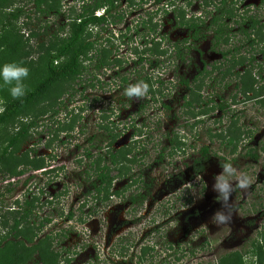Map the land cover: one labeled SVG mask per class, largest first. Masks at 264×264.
I'll use <instances>...</instances> for the list:
<instances>
[{
    "label": "rangeland",
    "instance_id": "obj_1",
    "mask_svg": "<svg viewBox=\"0 0 264 264\" xmlns=\"http://www.w3.org/2000/svg\"><path fill=\"white\" fill-rule=\"evenodd\" d=\"M81 1L90 0H45L41 9H53L42 14L35 10L34 0H0V69L9 63L28 68L25 92L46 75L43 51L35 42H47L51 35L66 32ZM191 1L187 7L182 0H117L118 6L109 12L100 34L102 41L107 40L109 60L117 54L123 61L117 74L108 67L95 75L85 74L72 84L58 83L48 95L0 125L1 152L19 121H36L16 155L9 152L6 168L11 167L13 157L42 163L39 170L18 166L13 175L20 169L23 174L9 179L0 166V264H43L29 243L13 238L10 231L11 210L24 201L31 203L32 212L25 219L27 224H21L22 230L33 231L34 243L42 239L39 246L56 254V264H137L138 249L147 245L154 248L139 264H211L234 251L239 253L241 264H255L252 244L258 242L264 227V153L254 162L241 153L243 145L259 148L264 142V106L239 96L232 104V84L225 88L207 84L201 91L207 100L203 109L189 110L192 116L187 112L177 77H190L201 60L212 63L218 58L206 43L199 44L200 55L189 51L180 62L165 51L169 41L184 38L173 24V7L183 6L188 15L198 11L197 2ZM245 2L264 5V0ZM98 30L90 27V37ZM154 48L159 51L153 52ZM140 82L148 85L150 93L147 90L146 95L131 98L125 95L130 85ZM157 89H163L162 94L153 96ZM12 100L10 86L0 79V109ZM51 108L56 109L55 115ZM229 117L250 131V139L243 138L238 145L241 152L229 164L236 170V175L228 176L234 191L231 208L223 211L231 213V222L217 226L210 218L221 210L216 197L222 193L214 189V177L224 171L220 161H204L202 173L188 181L190 172L180 166V155L170 158L167 153L172 137L186 148L208 144L206 133L223 127ZM61 124L73 128L65 132L59 128ZM100 126L118 135L117 145L137 139L146 151V163L152 162L146 175L151 179L149 193L135 211L134 206L116 197L94 205L85 200L88 186H78L75 160L86 150L87 140L99 136ZM217 144L211 142L212 151L226 155V151L217 150ZM241 177L249 181L245 190L237 187ZM118 185L115 182L113 188ZM176 250L179 260L174 261L170 255ZM191 251L192 255L188 254Z\"/></svg>",
    "mask_w": 264,
    "mask_h": 264
},
{
    "label": "trees",
    "instance_id": "obj_2",
    "mask_svg": "<svg viewBox=\"0 0 264 264\" xmlns=\"http://www.w3.org/2000/svg\"><path fill=\"white\" fill-rule=\"evenodd\" d=\"M154 1L158 2L159 0ZM182 1L187 7L192 2L191 0ZM195 1L198 4L197 13L191 12L187 15L183 6L173 7V13H175L173 24L182 30L184 38L169 41L165 51H170L172 58L180 62L184 60L185 56L188 57L189 51L200 55L199 44L206 43L207 49L217 54L218 58L212 63H205L201 60L200 67L195 68L190 77L183 74L177 77V84L182 88L183 105L187 112H192L189 110L193 109L201 110L204 106L207 100L202 96L201 91L207 84H221L223 88L232 84L234 91L232 104H235V98L239 96L244 101H253L264 106V5L255 6L246 3L245 0ZM44 2L45 0H34L35 10L47 14L53 7L47 6L41 9ZM117 4V0L81 1L79 11L68 26L65 37H61L60 33H57L51 35L49 37L51 39L47 42L45 40H41L39 43L35 42V47L43 51L41 59L46 75L23 96L3 105L0 109V125L16 115L18 111L24 110L48 95L54 85L58 83L72 84L85 74L94 72L95 75L108 67L114 70V75L117 74L123 61L117 54H114L109 60L106 55L109 52L104 44L107 40L102 41L100 36L109 12L115 10ZM10 16L15 17L13 14ZM90 27L100 28L94 38L90 37L88 31ZM118 33L120 34V31ZM115 36L121 41V37ZM186 41H189L187 46L184 45ZM152 50L156 53L159 51L156 48ZM148 92L150 93L149 88ZM162 92L163 89H160L157 94L152 95H161ZM52 100L54 105H59V103H54V99ZM218 108L222 109L221 105H218ZM50 110L53 115L57 112L56 109L51 108ZM35 126V120L19 121L18 129H14L15 131L6 140L0 152V166L4 167L3 173L7 175L8 179L23 174V170L20 169L16 173L17 175H13L18 166L27 165L33 170L42 169L41 160L28 161L25 156L13 157L11 167L6 168L9 152L16 155L19 146L27 139L28 130L34 129ZM59 128L68 132L72 130L73 126L61 124ZM99 129L101 132L99 136L88 139L89 145L86 150L75 160L78 186L81 188L88 186L86 187L85 200L89 199L94 205L109 202L111 198L116 197L121 202L134 206L135 211L142 205V200L149 193L151 179L146 175L152 162L146 163V151L137 139H130L124 144L117 145L118 135L113 133V130L102 126ZM56 130L58 131V129ZM206 134L208 144L198 147L191 145L192 147L186 148L177 137H172L169 140L170 147L167 156L171 158L173 154L180 155V166L190 172L188 181L202 173L204 161L216 158L220 161L218 163L220 167L229 165L234 161V157L241 152L238 145L242 144L243 138L250 139V131L238 126L236 119L232 117L226 119V123L220 129ZM211 142L218 143L217 150L226 151V155H218L216 151H212ZM243 148L242 157L254 162L261 153H264V142L259 148L245 145ZM81 160L84 162L82 163ZM178 168L180 167H177V172ZM115 182L120 183L117 188H113ZM125 193H127L126 196ZM31 208V203L24 201L23 204H19L14 210H11L10 231L14 233L13 238L20 237L22 241L29 243L33 251L38 253V259L43 264H56V254L52 251L47 253L45 248L44 250L39 246L42 239H38L34 243L33 231L22 230L21 224L26 223L25 219L32 212ZM91 208L93 210V207ZM71 217V214L68 213L67 218ZM6 224L7 222L4 221L3 225L6 226ZM17 242L21 244L20 240ZM153 248V245L140 247L137 257L135 256L136 263L139 264L145 253ZM252 248L255 264H262L264 261V227L259 234L258 242L253 243ZM189 253L192 255L193 252ZM175 255H178L177 250L170 257L173 256L174 261L179 260V256L175 257ZM211 264H241V257L237 252H229Z\"/></svg>",
    "mask_w": 264,
    "mask_h": 264
},
{
    "label": "clouds",
    "instance_id": "obj_3",
    "mask_svg": "<svg viewBox=\"0 0 264 264\" xmlns=\"http://www.w3.org/2000/svg\"><path fill=\"white\" fill-rule=\"evenodd\" d=\"M29 69L20 66L16 63L5 64L0 69V79L3 80L5 85L10 86V93L14 99H18L25 94V85L23 81L28 77ZM148 85L140 82L136 85H130L125 90V95L128 97H142L146 95ZM224 171L222 174L216 175L214 180L217 182L214 185V189L218 188L222 193L221 196L216 197V202L221 204V210H216L210 220L211 223L220 226L231 222L232 215L229 211L225 212L223 209L231 208L230 198L234 191L232 184L228 180V176L236 175V170L231 165H223ZM223 181V183H220ZM237 187L241 190H245L249 187V181L246 177H241L238 181ZM186 210V209H184Z\"/></svg>",
    "mask_w": 264,
    "mask_h": 264
},
{
    "label": "built area",
    "instance_id": "obj_4",
    "mask_svg": "<svg viewBox=\"0 0 264 264\" xmlns=\"http://www.w3.org/2000/svg\"><path fill=\"white\" fill-rule=\"evenodd\" d=\"M95 14H98V13H95ZM65 35H66V33H65V32H63V33H60V36H61V37H65Z\"/></svg>",
    "mask_w": 264,
    "mask_h": 264
},
{
    "label": "flooded vegetation",
    "instance_id": "obj_5",
    "mask_svg": "<svg viewBox=\"0 0 264 264\" xmlns=\"http://www.w3.org/2000/svg\"><path fill=\"white\" fill-rule=\"evenodd\" d=\"M253 250V249H252ZM235 252V251H234ZM238 253V252H237ZM239 254V253H238ZM252 254V253H251ZM253 255V254H252ZM254 256V255H253ZM255 258V257H254ZM264 262V261H263Z\"/></svg>",
    "mask_w": 264,
    "mask_h": 264
}]
</instances>
